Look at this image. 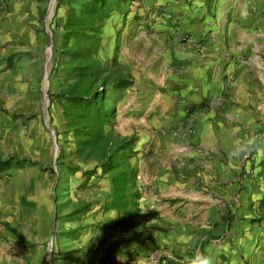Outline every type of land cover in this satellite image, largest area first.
Instances as JSON below:
<instances>
[{
	"label": "rangeland",
	"instance_id": "rangeland-1",
	"mask_svg": "<svg viewBox=\"0 0 264 264\" xmlns=\"http://www.w3.org/2000/svg\"><path fill=\"white\" fill-rule=\"evenodd\" d=\"M6 1L8 8L0 11V157L4 159L15 154L19 158L36 161L39 165L11 164L8 168H0V203L5 204L4 211L0 213L1 264H7L8 253L13 252L7 248L9 241L15 237L22 240L23 235L34 240L44 233L45 259L51 264H54V259L56 264L77 263L75 260L80 258L79 255H71L67 248H91L92 257H99L103 261L104 251L109 250L107 254L114 255L116 248H121V239L115 242L121 233L140 234L144 231L151 236L152 232L154 234L152 226L155 220L150 214L158 212L155 205L160 203L164 211L172 212L177 217L172 222L161 220L162 225L167 223L174 230L185 227L196 231L195 217L190 215L185 219V214L192 213L202 199L193 201L188 197H180L178 201H183L180 205H177L176 200L168 199L169 192L173 191L167 187L168 183L178 176V172L177 169L169 168V158L162 150L171 142L169 134L172 132L181 137L193 135L195 112L186 110L185 117L178 120L173 129L170 128L165 123V111L150 106L149 95L136 82L137 73L141 72L138 61L143 58L144 51L133 36L139 28V25L134 26L133 21L139 18L147 21L149 13H129L126 8L133 3L130 0L122 2L111 8L99 34L97 56L101 58L110 82L119 77L129 80L126 86L114 93L115 116L112 124L106 128H112L121 137L133 140L135 155L130 162L137 168L135 188L140 191V198L136 206L127 205L118 209L111 205L109 174H103L98 169L96 174L87 175L84 170L92 166V162L73 156L58 159L63 143L62 134L56 135L62 128L61 110L53 94L62 88L67 72L60 67L53 68L59 58L56 52L61 37L59 25L66 8L58 6L56 0L48 32L44 17L49 0H38L43 2V6L37 18H33L31 11L24 7L25 0H13V4L11 0ZM182 36H178L179 41ZM49 46L50 50L47 51ZM147 58L149 68L153 70L154 65ZM253 111L255 116H262L261 109ZM189 126L193 130L188 133ZM178 128H182V131L178 132ZM243 133L247 135V141L242 154L245 156L244 161L252 166L250 172L242 171L240 175L252 179L263 168L264 123L246 126ZM163 142H166L165 145ZM186 149L189 154L193 151L192 148ZM195 157L186 161L185 167L190 166L179 177L188 181L206 177L211 181L207 172L206 176L199 173L203 169L201 165L205 163V157ZM197 166L199 169H196ZM193 170L198 171L199 176ZM155 177L161 187L153 186ZM181 188L178 185L176 191H182ZM184 188L186 193L197 191L215 200V206L219 208L225 205L221 209L225 215L228 214V207L232 206L229 200L221 201V197L211 187L198 189L185 185ZM204 226V229L210 230L212 220L206 217ZM7 233H11L13 239H9ZM141 242L143 248L140 250L148 252L145 264H164L165 254L161 250L156 251L153 238H143ZM133 255L126 254V259L131 260V264H137ZM190 256L188 258L198 261L201 252ZM180 259L179 263H184L183 257ZM86 261L90 263L91 259L87 258ZM260 264H264V252Z\"/></svg>",
	"mask_w": 264,
	"mask_h": 264
},
{
	"label": "crops",
	"instance_id": "crops-1",
	"mask_svg": "<svg viewBox=\"0 0 264 264\" xmlns=\"http://www.w3.org/2000/svg\"><path fill=\"white\" fill-rule=\"evenodd\" d=\"M130 1L133 4L126 8L129 13H149L147 21L132 20L134 26L139 25L133 36L144 51L138 61L141 72L136 82L149 95V105L165 111V123L170 128L185 117L186 110L195 112L193 135L181 137L172 132L171 142L162 150L169 158V168L178 172L169 186L165 183L173 190L168 199L176 200L177 205L183 202L178 201L180 197L202 199L195 203L192 213L185 214V219L195 217L196 231L162 225L161 220L172 222L177 217L164 211L160 203L155 205L158 212L150 214L155 220L154 234L121 233L115 239H121V248H116L114 255L104 251L103 261L92 257L91 248L67 249L71 255H79L75 264H131L126 259L130 253H134L137 264H145L148 252L140 250L141 241L153 238L156 251L165 254L164 264H260L264 252V174L260 170L251 179L242 178L240 173L250 172L252 166L242 154L247 141L244 127L264 123V0ZM24 4L33 18L39 16L42 1L25 0ZM180 34L201 41L204 50L196 53L181 45ZM145 57L154 65L153 70ZM257 109L262 110V116H255L253 110ZM186 148L193 149L191 154ZM195 156L205 157L199 173L206 176L207 172L211 181L206 177L192 181L179 177L190 166L185 167L186 161ZM193 172L199 176L198 171ZM154 180L153 186L161 187L156 177ZM178 185L182 191H176ZM185 185L216 190L221 201L232 204L226 210L228 214L221 210L225 205L219 208L215 200L197 191L186 193ZM4 207V202L0 203V213ZM206 217L213 223L210 230L204 229ZM7 234L13 239L11 233ZM45 241V233L34 240L24 235L22 240L15 237L8 243L7 248L13 252L8 253L6 263L51 264L45 259ZM198 251V261L188 258ZM180 257L184 263H179Z\"/></svg>",
	"mask_w": 264,
	"mask_h": 264
},
{
	"label": "trees",
	"instance_id": "trees-1",
	"mask_svg": "<svg viewBox=\"0 0 264 264\" xmlns=\"http://www.w3.org/2000/svg\"><path fill=\"white\" fill-rule=\"evenodd\" d=\"M127 0H57L66 8L60 22V42L56 47L60 67L67 72L62 88L53 96L60 106L63 143L58 159L73 156L92 166L84 170L87 175L100 169L109 174L111 205L118 209L136 206L140 191L135 188L137 168L130 159L135 155L133 140L121 137L114 129H107L115 116L114 93L126 86L128 79L119 77L110 82L101 58L99 34L102 22L113 6ZM39 165L28 158L10 154L0 157V168L11 164ZM261 173L264 174V163Z\"/></svg>",
	"mask_w": 264,
	"mask_h": 264
},
{
	"label": "built area",
	"instance_id": "built-area-1",
	"mask_svg": "<svg viewBox=\"0 0 264 264\" xmlns=\"http://www.w3.org/2000/svg\"><path fill=\"white\" fill-rule=\"evenodd\" d=\"M56 5V0H49L47 7H46V12H45V17H44V23L46 30L50 32L49 24L54 16V7ZM8 8V2L6 0H0V11H5ZM181 42L184 44V46L188 49H192L196 53H201L204 50V46L199 40H193L190 37H187L186 34H183L181 37ZM50 50V46L47 48V51ZM188 133L191 132L193 129L188 127ZM177 131H182V128H178ZM1 179V178H0Z\"/></svg>",
	"mask_w": 264,
	"mask_h": 264
},
{
	"label": "bare ground",
	"instance_id": "bare-ground-1",
	"mask_svg": "<svg viewBox=\"0 0 264 264\" xmlns=\"http://www.w3.org/2000/svg\"><path fill=\"white\" fill-rule=\"evenodd\" d=\"M45 103H47V101Z\"/></svg>",
	"mask_w": 264,
	"mask_h": 264
},
{
	"label": "water",
	"instance_id": "water-1",
	"mask_svg": "<svg viewBox=\"0 0 264 264\" xmlns=\"http://www.w3.org/2000/svg\"><path fill=\"white\" fill-rule=\"evenodd\" d=\"M58 151V150H57Z\"/></svg>",
	"mask_w": 264,
	"mask_h": 264
}]
</instances>
